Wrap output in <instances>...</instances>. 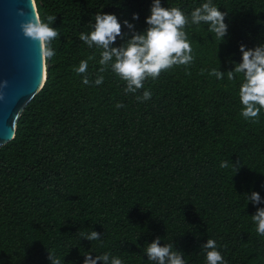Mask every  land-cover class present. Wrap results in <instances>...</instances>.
<instances>
[{
  "label": "trees",
  "instance_id": "trees-1",
  "mask_svg": "<svg viewBox=\"0 0 264 264\" xmlns=\"http://www.w3.org/2000/svg\"><path fill=\"white\" fill-rule=\"evenodd\" d=\"M152 2L36 0L41 18L56 16L60 36L51 45L55 56L46 59L43 88L25 108L14 139L0 148V264H51L48 251L62 264L104 253L123 264H150L146 243L156 237L162 246L173 243L187 264H206L208 239L227 264H264V236L251 218L264 203L247 197L255 191L264 200V110L258 122L245 120L242 75L234 81L210 75L233 70L241 45L264 44V0H212L227 13L223 42L207 24L189 22L184 30L194 62L125 94L126 82L110 66L99 72L101 49L79 35L92 30L97 12L143 33ZM204 2L161 5L180 7L190 21ZM122 43L118 38L113 47ZM89 56L95 58L85 85V74L74 69ZM98 75L104 81L96 86ZM145 90L151 99L139 102ZM231 163L239 164L236 174ZM91 230L100 240L82 239Z\"/></svg>",
  "mask_w": 264,
  "mask_h": 264
},
{
  "label": "clouds",
  "instance_id": "clouds-1",
  "mask_svg": "<svg viewBox=\"0 0 264 264\" xmlns=\"http://www.w3.org/2000/svg\"><path fill=\"white\" fill-rule=\"evenodd\" d=\"M30 7L35 9L36 0H29ZM17 15H26L23 9L17 10ZM226 12H221L212 0H207L201 6L195 8L189 17L180 7H162L161 0H153L150 15L146 18L147 28L143 33L135 31V26L129 21H123V25L114 14H101L97 12L92 30L88 33H81L79 39L87 44L89 48L95 46L101 49L99 69L103 73L110 66L112 72L126 82L125 94L135 93L144 87V82L151 78L157 79L162 72L170 70L173 66H190L194 62L193 49L189 37L184 30L189 24H207L208 31L213 33L217 40L223 42L227 35L228 25L225 23ZM133 20H138V14H134ZM56 16L45 14L43 18L38 13H32L28 19L20 24V29L26 39L38 43L39 50L45 59L55 56V50L51 47L52 42L60 36V31L53 27ZM123 28H127L131 38H127L129 33H125ZM124 41L120 46L113 47L117 39ZM241 62L234 65V69L227 73L219 69H212L211 76L217 80H222L226 76L229 81H234L238 75L243 79L239 86V99L242 104L241 116L245 120L258 122L261 110H264V44H260L253 49H246L241 45L239 48ZM89 56L86 60H81L79 66L74 69L77 74H85L83 84L90 83L87 77L88 61L94 59ZM104 76L98 75L94 81L96 86L103 83ZM6 87V82L3 85ZM150 90L143 91L142 96H137L139 102L151 99ZM122 103H117L116 108H123ZM229 162L221 163L222 168H228ZM235 174L239 170V164L233 165ZM249 203L259 205L264 203L259 193L253 191L247 195ZM256 224V231L264 236V207L257 208L251 216ZM82 239L87 241H98L100 233L91 230L81 233ZM206 264H227L218 250L216 241L208 239L202 245ZM145 254L150 264H187L184 254L176 251L174 244L161 245V238L156 237L151 243H146ZM48 259L51 264H62L60 258L48 251ZM123 264V261L109 253L95 256L91 254L84 256V264ZM64 264V262H63Z\"/></svg>",
  "mask_w": 264,
  "mask_h": 264
},
{
  "label": "water",
  "instance_id": "water-1",
  "mask_svg": "<svg viewBox=\"0 0 264 264\" xmlns=\"http://www.w3.org/2000/svg\"><path fill=\"white\" fill-rule=\"evenodd\" d=\"M23 9L24 17L17 15ZM32 13L29 0H0V148L14 139L27 105L48 77L46 59L38 43L26 39L20 24ZM45 76L43 77V72Z\"/></svg>",
  "mask_w": 264,
  "mask_h": 264
},
{
  "label": "bare ground",
  "instance_id": "bare-ground-1",
  "mask_svg": "<svg viewBox=\"0 0 264 264\" xmlns=\"http://www.w3.org/2000/svg\"><path fill=\"white\" fill-rule=\"evenodd\" d=\"M45 76V71L43 72V77Z\"/></svg>",
  "mask_w": 264,
  "mask_h": 264
}]
</instances>
